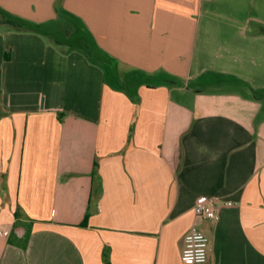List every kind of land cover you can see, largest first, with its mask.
<instances>
[{
	"label": "crops",
	"instance_id": "1",
	"mask_svg": "<svg viewBox=\"0 0 264 264\" xmlns=\"http://www.w3.org/2000/svg\"><path fill=\"white\" fill-rule=\"evenodd\" d=\"M207 74L264 96V0H0V264H264V100Z\"/></svg>",
	"mask_w": 264,
	"mask_h": 264
},
{
	"label": "built area",
	"instance_id": "2",
	"mask_svg": "<svg viewBox=\"0 0 264 264\" xmlns=\"http://www.w3.org/2000/svg\"><path fill=\"white\" fill-rule=\"evenodd\" d=\"M229 206L232 203H228ZM219 206L216 201L207 197H200L196 201L195 214L199 219L216 221L219 218ZM210 239L197 225L192 226L185 237V247L182 258L190 264H206L208 262Z\"/></svg>",
	"mask_w": 264,
	"mask_h": 264
},
{
	"label": "rangeland",
	"instance_id": "3",
	"mask_svg": "<svg viewBox=\"0 0 264 264\" xmlns=\"http://www.w3.org/2000/svg\"><path fill=\"white\" fill-rule=\"evenodd\" d=\"M69 28L72 29V34L71 36L69 37V40L71 42H75L76 40H78V35L81 34V31L80 29L77 27V25H75L73 22L71 25H69ZM110 73L111 72V69L108 68V80L110 81H113L111 78H109V76L111 75ZM226 77L224 76H220V75H215V74H207L205 75L204 77V81H202L203 83V86H204V89H206V91H211V90H216L214 89L215 87H218L220 86V82H223V80L225 79ZM200 81V82H201ZM114 82V81H113ZM115 83V82H114ZM193 87V86H192Z\"/></svg>",
	"mask_w": 264,
	"mask_h": 264
},
{
	"label": "trees",
	"instance_id": "4",
	"mask_svg": "<svg viewBox=\"0 0 264 264\" xmlns=\"http://www.w3.org/2000/svg\"><path fill=\"white\" fill-rule=\"evenodd\" d=\"M10 22H13V21L10 20ZM219 85L220 86L214 88L216 90H211V91L212 92H221V91H223V92H231L232 90L234 91V90H238V89H241V88H247L251 92V98L252 99L264 100V96L258 97L257 92L251 87V85L249 83L245 82V81L240 80V79H233L230 83H228V82H220ZM203 91H206V89H204ZM262 92L264 93V90Z\"/></svg>",
	"mask_w": 264,
	"mask_h": 264
}]
</instances>
